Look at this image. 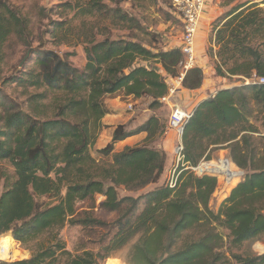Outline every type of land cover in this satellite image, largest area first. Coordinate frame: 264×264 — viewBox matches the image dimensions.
I'll return each mask as SVG.
<instances>
[{"label":"trees","instance_id":"obj_1","mask_svg":"<svg viewBox=\"0 0 264 264\" xmlns=\"http://www.w3.org/2000/svg\"><path fill=\"white\" fill-rule=\"evenodd\" d=\"M109 1L116 5L107 7L103 0H93L81 10L124 23L135 20L121 10L119 2ZM260 5L243 4L218 25V76H264V7ZM65 24L58 22L56 28ZM27 30V19L9 0H0V63L9 39ZM84 42L86 64L82 69L54 50H43L36 70L25 72V77L4 79V83L18 80L19 86L60 91L64 103L53 115L40 117L35 114L38 106L27 111L18 103L0 99V163L8 161L15 174L0 196V236L10 234L32 252L29 258L1 260L0 264H103L128 244L131 264H264V253L241 251L246 241L264 234V116L260 126L250 121L255 107L264 113V84L243 83L218 90L196 106L185 126L187 165L195 166L204 157L210 160L206 153L215 146L226 149L229 159L244 171L217 212L210 208L217 177L197 176L185 167L180 168L175 186L168 181L137 197L122 196V189L142 190L164 174L167 152L153 143L166 133V126L158 115L136 128L117 125L110 142L100 149L104 155L113 154L112 161L101 163L91 150L98 142L103 117L111 113L104 99L124 90L137 98L150 97L151 107L161 104L169 92L165 77L154 68L136 65L137 61L156 60L168 76L176 78L184 70L186 56L180 48L155 52L134 40L105 37ZM204 77L203 69L193 66L181 85L198 90ZM43 96L36 94L32 99ZM141 133H146L142 144L114 152L117 143ZM97 195L104 197L102 206L119 212L112 224L116 233L98 252L73 254L60 237L68 223L111 225L77 210L78 202L95 200ZM42 197L50 201L42 203ZM142 201L145 208L136 215ZM198 228V236L191 234Z\"/></svg>","mask_w":264,"mask_h":264},{"label":"rangeland","instance_id":"obj_2","mask_svg":"<svg viewBox=\"0 0 264 264\" xmlns=\"http://www.w3.org/2000/svg\"><path fill=\"white\" fill-rule=\"evenodd\" d=\"M92 1L9 0V3L27 19L28 30L27 34L22 36L13 35L4 47V54L0 63L1 77L3 79V81H0V99L4 97L9 102L18 103L21 108L27 111L38 106L39 108L35 114L37 112L40 113V117L53 115L57 111V107L64 103V97L60 91L47 89L46 87L36 88L28 86V84L26 87L19 86L18 80L4 83V79L7 77H25V72L36 70L37 58H39L43 50H54L66 57L72 65L82 69L86 64L84 49L86 43L84 41L90 39L99 40L109 37L111 39L134 40L143 43L155 52L182 48L183 23L173 9L170 0H115L119 2L118 6L121 10L128 11L135 18L134 21L127 23L121 22L118 18L112 20L109 16L96 11H93L92 14L83 13L81 9L89 7ZM263 2L264 0H208L195 40L196 61L193 66L201 67L205 76L204 86L200 90L190 92L183 88L181 84L177 85V81L169 77L162 68L161 63L156 60H139L136 65L154 68L165 77L168 85L179 86L173 96V100L177 104L189 109L198 106L201 101L209 98L218 90L226 87L241 86L245 80L243 77L229 75L223 77L217 75L215 62L220 59L218 53L221 49V44L217 41V28L220 22H223L225 16L239 6L246 3L248 5L259 3L261 7H264ZM103 3L107 7L116 5L109 0H103ZM62 21H66V24L62 28L57 29V23ZM83 21L87 22L86 25L83 24ZM41 93L44 96L38 99V101L32 99L33 96ZM104 101L110 108L111 114L109 113L103 117L98 142L91 150L92 155L101 163L112 161L113 154L104 155L100 152V149L110 142L113 128L119 122L128 124L130 128H136L150 116L158 115L166 126V133L154 142L153 145L160 147L166 138H170L172 142L168 152L164 149L167 152L168 158L166 170L160 180L139 191H126L122 189L120 194L122 196L132 195L137 197L146 194L157 186L159 187L168 181L170 182L174 173L177 174L183 164L182 161L178 160L176 154L179 137L175 131L167 128L171 115L170 106L166 103H161L155 107H151L152 99L150 97L137 98L134 95H127L124 90L107 95ZM114 110L117 114L114 113ZM258 112V108L255 107L250 121L260 126L264 113ZM143 135L139 134L127 140L128 142L124 141L116 144L114 152L123 150L125 145L142 144L145 139ZM258 136L259 134H256L255 137L257 138ZM206 155H209L211 159L208 160L204 157L198 164L205 162L207 169L212 171V173L208 172L207 174L214 175L218 179V187L210 201V208L217 212L233 187L242 180L243 174L240 171L243 173L244 171L229 159L226 149H219L213 146ZM227 158L229 160H226ZM219 166L229 168L228 172L222 173L218 168ZM0 170L3 173V178L0 181L1 196L5 190V183L14 181L15 174L14 168L8 161L0 163ZM193 172L197 176L205 174ZM103 200L104 197L102 195H97L95 200L80 201L77 203V210L80 213L88 211L101 221L107 224L111 223L109 227L68 223L61 230L60 237L64 241L66 248L73 254L81 253L83 250L98 252L101 244H104L116 233L115 226H112V224L119 217V212L106 209L102 206ZM40 201L47 203L50 199L42 197ZM144 208L145 202L142 201L135 214L138 215ZM217 229L218 231H222L220 227ZM199 233L200 228L194 229L191 232L195 236H198ZM130 245L128 244L126 247L114 252L103 264H131L128 256L130 249L128 246ZM259 246H262L263 249L261 250ZM11 247L14 252L13 257L6 258L7 260L0 259V261H16L31 257V250L15 239L11 242ZM241 251L251 255L263 254L264 234L254 241H246Z\"/></svg>","mask_w":264,"mask_h":264},{"label":"built area","instance_id":"obj_3","mask_svg":"<svg viewBox=\"0 0 264 264\" xmlns=\"http://www.w3.org/2000/svg\"><path fill=\"white\" fill-rule=\"evenodd\" d=\"M173 9L180 17L184 34L182 39V51L186 56V63L184 65V70L181 73V76L173 78L180 85L182 84V80L184 78L185 72L191 68L196 61L195 58V46H196V36L199 30V25L201 22V18L203 12L206 10L208 0H170ZM170 77V76H169ZM251 82H257L259 84H264V76L259 77L254 74L253 78H245L244 83L250 84ZM177 86L169 85V92L165 96H163L160 101L162 103H166L171 108V115L168 121V128L175 131L179 137L178 146L176 147V154L179 161H182V167L190 168L198 174L203 173H212V171L208 170L205 166V162H201L195 166H188L184 162V145H183V133L186 124L189 122L191 117L193 116L196 107L193 109H189L188 107H183L173 100V96L177 91ZM132 107V105H130ZM181 173V169L178 170L177 174L174 173L170 180V185L175 186L178 180V177Z\"/></svg>","mask_w":264,"mask_h":264},{"label":"bare ground","instance_id":"obj_4","mask_svg":"<svg viewBox=\"0 0 264 264\" xmlns=\"http://www.w3.org/2000/svg\"><path fill=\"white\" fill-rule=\"evenodd\" d=\"M203 14H204V12H203ZM201 21H202V18H201ZM177 85H179V84L177 83ZM218 168L222 173H226L229 170V168L224 167V166H219ZM12 238L13 237L10 234H5V235L0 236V259H6L9 257L10 258L13 257L14 252H13V248L11 247V242L13 241L14 238L13 239ZM259 248L261 250L263 249L262 246H259Z\"/></svg>","mask_w":264,"mask_h":264},{"label":"crops","instance_id":"obj_5","mask_svg":"<svg viewBox=\"0 0 264 264\" xmlns=\"http://www.w3.org/2000/svg\"><path fill=\"white\" fill-rule=\"evenodd\" d=\"M203 86H204V84H203ZM205 88V87H204ZM200 89H202V88H200ZM200 89H198V90H200ZM187 91H189V90H187ZM195 91H197V90H195ZM190 92H193V91H190ZM215 93H213V95H214ZM114 113H116L117 114V112L114 110ZM118 113H120V112H118ZM111 114V113H110ZM119 124H124L123 122H119L118 124H116V126L117 125H119ZM115 126V127H116ZM114 129L115 128H113V131H114ZM112 131V132H113ZM141 134H144L143 135V137L145 138L146 137V134L145 133H141ZM139 135V134H138ZM136 136V135H135ZM134 136H132V137H129V138H127L126 140H124V141H127V140H130L131 138H133ZM124 141H121V142H119V143H122V142H124ZM128 142V141H127ZM118 144V143H117ZM172 145V142H171V140H170V138H166L164 141H163V144H161V146L168 152L169 151V149H170V146ZM126 146V145H125Z\"/></svg>","mask_w":264,"mask_h":264},{"label":"water","instance_id":"obj_6","mask_svg":"<svg viewBox=\"0 0 264 264\" xmlns=\"http://www.w3.org/2000/svg\"><path fill=\"white\" fill-rule=\"evenodd\" d=\"M226 160H229V159L227 158ZM240 172H241V174H243V172H242V171H240Z\"/></svg>","mask_w":264,"mask_h":264}]
</instances>
